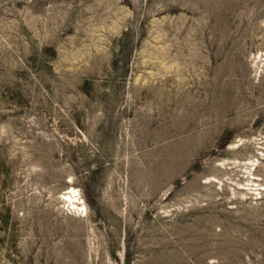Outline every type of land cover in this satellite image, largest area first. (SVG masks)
<instances>
[{"label": "rangeland", "instance_id": "rangeland-1", "mask_svg": "<svg viewBox=\"0 0 264 264\" xmlns=\"http://www.w3.org/2000/svg\"><path fill=\"white\" fill-rule=\"evenodd\" d=\"M0 264H264V0H0Z\"/></svg>", "mask_w": 264, "mask_h": 264}, {"label": "bare ground", "instance_id": "bare-ground-1", "mask_svg": "<svg viewBox=\"0 0 264 264\" xmlns=\"http://www.w3.org/2000/svg\"><path fill=\"white\" fill-rule=\"evenodd\" d=\"M76 190H72L69 194H68V196L67 195H65V196H63V197H65L66 199H67V201L69 202V204L71 205V207H73V208H78V206H76V204H74V203H76L77 201V199L76 200H73V201H71L73 198H75L76 197ZM78 195V194H77ZM81 207V206H80Z\"/></svg>", "mask_w": 264, "mask_h": 264}]
</instances>
